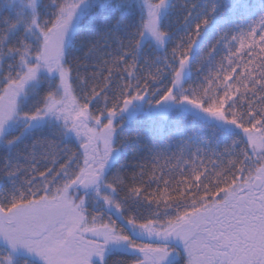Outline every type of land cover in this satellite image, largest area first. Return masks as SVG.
Returning <instances> with one entry per match:
<instances>
[{"label":"snow or ice","instance_id":"snow-or-ice-1","mask_svg":"<svg viewBox=\"0 0 264 264\" xmlns=\"http://www.w3.org/2000/svg\"><path fill=\"white\" fill-rule=\"evenodd\" d=\"M0 264H264V0H0Z\"/></svg>","mask_w":264,"mask_h":264}]
</instances>
